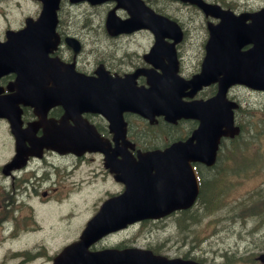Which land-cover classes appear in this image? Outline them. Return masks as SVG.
<instances>
[{"label":"flooded vegetation","instance_id":"obj_1","mask_svg":"<svg viewBox=\"0 0 264 264\" xmlns=\"http://www.w3.org/2000/svg\"><path fill=\"white\" fill-rule=\"evenodd\" d=\"M28 1L33 2H23L26 5ZM204 1L236 16L246 15L239 26L243 29L249 26L253 30L247 33V38H264V15H252L264 8V4L254 7L252 0ZM144 2L157 13L178 21L183 31V40L176 45L180 72L184 67L181 47L190 38L189 21L200 16L201 27L205 32L197 55L199 65L192 75L198 73L206 56L205 46L209 37L207 26L220 24L221 16H207L196 6L173 0ZM25 28L26 18L0 24V42L7 40L9 31H22ZM102 30L101 34L92 35L91 29L78 33L77 30L58 26L60 41L65 42L68 36L77 38L81 43V52L76 56L72 49L61 44L49 57L60 58L66 63L74 61L78 72L92 77L98 76L101 65L110 75L119 77L129 76L140 68L151 67L142 58L134 63L108 50L94 51L100 49L98 45L101 41L121 45L138 35L133 33L110 37L106 29ZM148 33L151 48L155 36ZM89 42L94 44L92 48H88ZM254 46L252 42L244 50ZM13 68L0 75V264L10 261L25 264L32 251L38 254L37 257L48 255L46 263L53 262L52 254L57 251L59 254L69 244L80 240L86 229H90L94 235L97 231L104 232L89 246L88 251L91 253L109 249H138L140 223L128 224L126 227L117 225L122 218L118 211L122 210L121 206L125 203L123 197H129L127 187L119 180L123 174L124 156L137 160L139 151L164 150L173 142L187 139L198 122L178 119L172 123L163 115L155 116L154 120L147 119L136 111L133 104L123 105L119 87H104L108 83L106 80L103 87L82 85L75 75L65 69L69 66L60 67L64 75H58L59 71L55 73L52 64L44 65L38 61L27 63L25 60H14ZM135 82V78L132 79V83ZM147 82L143 76L137 78L139 86ZM158 84L159 80L155 79L154 85ZM239 86L230 89L229 99L240 100L239 90L252 92ZM139 90L134 87L129 89L135 98ZM216 91V86L206 87L198 98L207 99L215 95ZM60 93L63 95L60 96ZM96 93H106L98 104L93 102ZM71 100V103H67ZM76 101L87 104H80L76 110L78 104H73ZM66 132H69V138ZM77 142H91L95 147L86 149L82 144L75 147ZM249 202L238 206L237 214L241 213L243 218L248 215L259 218L258 229L264 231V217L260 219L264 215V202L259 211L251 209L253 201ZM77 211L81 214H77ZM247 211L255 212L249 214ZM33 235L55 238L53 251L46 243L32 244L30 248L26 242L22 243ZM64 240L60 249L58 245ZM260 262L264 264V260Z\"/></svg>","mask_w":264,"mask_h":264},{"label":"rangeland","instance_id":"obj_2","mask_svg":"<svg viewBox=\"0 0 264 264\" xmlns=\"http://www.w3.org/2000/svg\"><path fill=\"white\" fill-rule=\"evenodd\" d=\"M24 0H20L19 4L12 0H0V24L12 22L15 19H23L25 13L27 16H32L36 10L33 4H24ZM264 4V0H252V5L257 7ZM187 13V12H186ZM123 16L122 12H119ZM105 12L103 7L90 8L86 5L70 6L68 3L63 5L61 13V21L65 23V28L72 27V30H77L78 33L86 32L91 29L90 34H101L104 22ZM61 22V24H62ZM87 24L85 29L84 25ZM190 38L183 48L184 67L183 72L190 75L199 65L198 52L201 46V37L204 35V28L201 27L202 22L200 16L194 21H189ZM194 24H197L193 26ZM102 38V36H100ZM121 44V43H120ZM94 44L89 42L88 48H92ZM149 47V37L138 35L132 39H127L121 45L113 44L109 41H101L98 48L94 51L108 50L109 53L124 56L125 61L137 63L140 61L141 54ZM239 98L243 101V109L238 114L237 122L243 128V133L237 140L226 141L221 159L213 168H204L201 171L203 181L212 184L206 188L205 195H210V190L213 191V201L215 204H225L227 207H222L211 215L213 208L207 207L203 200L199 202L185 216L170 217L164 221L146 223L141 226L140 242L149 244L158 249L163 255L176 257L184 255L193 257L199 262L206 264H261L257 258L264 254V231L258 229L259 218L250 215L246 218L240 216L235 204L242 200V203L249 202V195L258 191L256 200L264 199V150L260 154L250 152L246 146H257L264 143V94L252 93L244 90L238 91ZM242 144L243 148L235 150L236 145ZM149 145V144H148ZM264 148V145H263ZM257 147L254 148L256 151ZM253 151V150H252ZM229 158L234 159L236 164L244 163L242 166L247 167L246 173H240V170L234 169L227 173L230 169L235 168L230 165ZM258 165V166H257ZM252 166V167H250ZM257 166V167H255ZM212 177H215L211 179ZM228 178L226 185L223 183ZM211 188V189H210ZM227 192L222 200L215 201L219 192ZM39 198V197H38ZM250 199L252 200L253 198ZM225 200V202H224ZM260 201L251 204V209L259 211ZM240 206V203L238 204ZM262 206V205H261ZM209 211L207 216H204V211ZM255 211H247L252 213ZM245 213V214H247ZM77 214H81L77 211ZM239 215V216H238ZM264 215L260 216V219ZM181 218V220H180ZM76 237V236H75ZM187 245L181 241H188ZM61 241V239L59 240ZM66 240L62 241L58 247L64 245ZM72 240L71 242H73ZM26 242L28 248L32 244L46 243L53 251L55 238L46 239V237H27L22 243ZM183 243V244H182ZM194 243L197 246L194 247ZM192 245V248H191ZM194 245V246H193ZM57 247V248H58ZM58 254H52L53 261ZM38 254L28 255L25 264H53L48 260V255L38 256ZM1 257V255H0ZM31 259L32 261L28 260ZM5 264H14L13 261L5 262Z\"/></svg>","mask_w":264,"mask_h":264},{"label":"water","instance_id":"obj_3","mask_svg":"<svg viewBox=\"0 0 264 264\" xmlns=\"http://www.w3.org/2000/svg\"><path fill=\"white\" fill-rule=\"evenodd\" d=\"M51 2L52 3L46 7L43 20V24L46 25L45 30L47 35L54 29L56 24L54 19L55 14L53 13V3L55 8L56 4L54 1ZM215 37H217V35H215ZM217 62H219V64L214 65L211 61L207 60L204 63L201 74L196 75L191 81L186 82L183 79L175 80L176 83L172 84L173 90L170 96L166 92L158 93L154 89H151L153 92L148 90L147 96H151L152 99H146V101L148 100L150 105L154 107L158 106L159 109L164 110L165 108L163 107L180 106L179 97L181 96V92L179 93V90L193 87L194 93L203 85L211 82H219V92L216 101L212 99L208 102L209 104L194 107V111L200 113L193 117H198L203 122L200 127L203 129L200 131L199 128L196 135H199L203 143L207 145L187 151V160L182 162L179 172L183 176L181 181L173 183L175 179H177L178 173L170 170V176L167 179L160 167L156 170L155 174L143 175L137 171H130L127 173L129 177V182L127 183L130 185L131 192H135V194L130 193L127 201L122 207L124 210H127L125 214L133 215L125 219L124 224L145 218L158 219L172 213L174 210L191 206L197 196L198 186L194 171L190 164H188L189 160L196 159L208 165L213 164L218 148V141L223 134V132L219 130V125L229 124V130L226 131V135L229 134L233 136L238 131V128L232 126L234 123L233 111L230 110L232 104L224 100L229 85L234 82L245 83L247 77L236 75V73L239 71L246 72L247 69L239 68L240 62H238L237 59L228 60V56L224 57V60H219ZM243 65H247V63L244 62ZM224 67H226V75L220 78L216 73H219L220 69ZM170 75L172 74L170 73ZM262 80L264 81V78ZM223 101L227 105H225ZM233 107L236 106L233 105ZM227 114L229 117L228 121L225 119ZM189 116L192 115L189 114ZM204 127L208 129H204ZM192 153L195 158H192ZM102 232L103 231H100L85 239L84 247L94 241ZM86 235H89V233H86ZM80 244L81 242L74 244L67 250L65 255L66 264H199L192 260H168L164 257L149 256V259L148 253L142 251L138 253L133 250L98 254L89 253L86 255L72 254L69 252Z\"/></svg>","mask_w":264,"mask_h":264},{"label":"trees","instance_id":"obj_4","mask_svg":"<svg viewBox=\"0 0 264 264\" xmlns=\"http://www.w3.org/2000/svg\"><path fill=\"white\" fill-rule=\"evenodd\" d=\"M87 24H89V22H87V23L85 24V28L87 27ZM237 148H239V150H241V149L243 148L242 144H240V145H236L235 150H236ZM231 160H232V159H231ZM236 160H237V159H234L235 162H236ZM213 178H215V177H212L211 179H213ZM203 184H204L203 188H204V192H205L206 188H208V186H211V187H212V184H213V183H210V181H208V182L206 183L205 180H204V181H203ZM210 189H211V188H210ZM212 192H213V191L210 190V193H212ZM203 195H204V194H203ZM252 197L254 198V196H252ZM213 198H214L213 194H210L209 196L206 195V196H204L203 198L201 197V200L205 199V200L203 201V203H206V202H207L205 205H206L207 207H209ZM181 242L184 243V244L182 243L183 245H187V243H191L190 240H188V241H181ZM194 245H195V246H194ZM194 245H193V246L196 247V246H197V243H194ZM191 246H192V245H191Z\"/></svg>","mask_w":264,"mask_h":264},{"label":"bare ground","instance_id":"obj_5","mask_svg":"<svg viewBox=\"0 0 264 264\" xmlns=\"http://www.w3.org/2000/svg\"><path fill=\"white\" fill-rule=\"evenodd\" d=\"M88 207H89V206H88ZM85 208H86V207H85ZM88 209H89V208H88ZM89 210H90V209H89ZM87 211H88V210H87ZM38 228H39V227H38ZM74 228H75V227H73V229H74ZM76 229H77V228H76ZM74 230H75V229H74ZM74 230H73V231H74ZM38 232H39V231H38ZM31 233H32V232H31ZM40 233H41V232H40ZM33 236H34V235H33ZM58 244H59V243H58Z\"/></svg>","mask_w":264,"mask_h":264}]
</instances>
